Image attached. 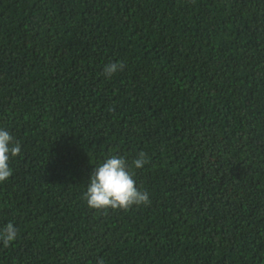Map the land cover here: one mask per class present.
<instances>
[{"label": "trees", "instance_id": "obj_1", "mask_svg": "<svg viewBox=\"0 0 264 264\" xmlns=\"http://www.w3.org/2000/svg\"><path fill=\"white\" fill-rule=\"evenodd\" d=\"M0 127V264H264V0H0ZM140 151L151 204L90 209Z\"/></svg>", "mask_w": 264, "mask_h": 264}, {"label": "clouds", "instance_id": "obj_2", "mask_svg": "<svg viewBox=\"0 0 264 264\" xmlns=\"http://www.w3.org/2000/svg\"><path fill=\"white\" fill-rule=\"evenodd\" d=\"M125 65L121 62H109L103 68V75L111 79L113 75L123 71ZM21 153V144L5 128L0 127V183L8 180L13 169L9 161ZM149 163L146 152L140 151L128 162L125 156L111 154L99 165L94 167L87 184L83 199L90 209L106 213L113 211H128L133 206H148L151 204L149 193L136 186L134 169H141ZM18 229L9 221L0 227V242L9 247L18 237ZM97 264H104L103 258H98Z\"/></svg>", "mask_w": 264, "mask_h": 264}]
</instances>
